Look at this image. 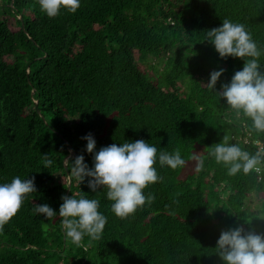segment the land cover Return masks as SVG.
Instances as JSON below:
<instances>
[{
    "label": "trees",
    "instance_id": "obj_1",
    "mask_svg": "<svg viewBox=\"0 0 264 264\" xmlns=\"http://www.w3.org/2000/svg\"><path fill=\"white\" fill-rule=\"evenodd\" d=\"M225 19L244 25L264 73V0H80L53 18L38 0H0V184L32 179L36 190L0 229V264H224L222 232L264 237V165L230 176L208 155L225 134L251 154L264 146L219 95L245 62L206 40ZM138 140L157 149L161 179L143 190L153 199L121 219L106 188L71 177L67 197L98 200L107 219L99 240L72 243L58 214L71 163L83 156L91 170L102 147ZM177 150L182 167L160 165L161 152ZM44 204L57 215L37 214Z\"/></svg>",
    "mask_w": 264,
    "mask_h": 264
},
{
    "label": "clouds",
    "instance_id": "obj_2",
    "mask_svg": "<svg viewBox=\"0 0 264 264\" xmlns=\"http://www.w3.org/2000/svg\"><path fill=\"white\" fill-rule=\"evenodd\" d=\"M41 11L49 18L59 14L61 8L75 13L80 7V0H38ZM207 41L214 45L221 58L228 56L243 59L241 71L235 72L230 84L222 85L219 93L226 99L227 105L237 116H244L251 121V128L257 133H264V73L260 69L258 58L261 51L245 30L243 24L233 23L227 19L219 28L207 32ZM247 58V59H245ZM223 69L210 73L206 87L213 89ZM83 139L87 140L86 151L92 153L95 140L91 134ZM230 136L224 135L223 140L215 144L208 153L214 157L217 164H223L228 175L238 173L248 175L259 173L264 165V146L251 154L241 148L239 144H230ZM197 171L202 170L204 159L197 158ZM84 157L77 156L71 163V177L82 182L84 177H91L89 188L96 191L98 187L107 189V199L112 201L111 210L119 218L124 219L139 207L151 202L153 197L147 198L143 190L161 179L154 165L157 161V149L143 140L126 142L117 146L112 144L102 147L94 155V167L89 170L84 164ZM52 163L45 161V167ZM65 166L69 165L64 160ZM161 166L177 169L185 164L177 150L173 154L161 152L159 154ZM32 179L22 180L15 177L10 183L0 184V229L8 223L20 210L27 194L35 192ZM63 203L59 207L61 225L66 238L80 246L85 235L92 240H99L107 219L98 211L99 201L96 199L62 197ZM35 212L51 219L57 215L47 204L36 205ZM241 228L221 233L216 246V253L224 264H264V237L249 232L242 234Z\"/></svg>",
    "mask_w": 264,
    "mask_h": 264
},
{
    "label": "rangeland",
    "instance_id": "obj_3",
    "mask_svg": "<svg viewBox=\"0 0 264 264\" xmlns=\"http://www.w3.org/2000/svg\"><path fill=\"white\" fill-rule=\"evenodd\" d=\"M10 24L13 26H16L15 24V20L13 18H9ZM59 175V172L57 173V176ZM248 206L250 207L251 210L256 211L257 208L260 206V199L258 194L256 193H252L250 199L247 201ZM263 215L262 220H264V214ZM261 220V219H260Z\"/></svg>",
    "mask_w": 264,
    "mask_h": 264
},
{
    "label": "water",
    "instance_id": "obj_4",
    "mask_svg": "<svg viewBox=\"0 0 264 264\" xmlns=\"http://www.w3.org/2000/svg\"><path fill=\"white\" fill-rule=\"evenodd\" d=\"M65 160H67V157H66V159ZM66 167V166H65ZM69 184H70V182H69V180H68V184L66 185V187H67V190H66V193H65V197H67V194H68V190H69Z\"/></svg>",
    "mask_w": 264,
    "mask_h": 264
}]
</instances>
